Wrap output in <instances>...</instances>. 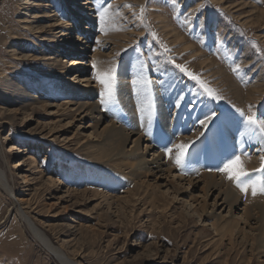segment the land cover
<instances>
[{"label":"rangeland","instance_id":"obj_1","mask_svg":"<svg viewBox=\"0 0 264 264\" xmlns=\"http://www.w3.org/2000/svg\"><path fill=\"white\" fill-rule=\"evenodd\" d=\"M88 1L92 5H86ZM19 4L20 0H0V171L12 192L9 196L0 186V264H61L21 222L16 202L52 247L79 264H264L251 241L221 237L212 221L192 212L195 207L199 213L205 201L211 205L214 195L202 196L203 179L196 182L187 165V170L170 175L147 176L146 187L129 194L132 185L119 183L121 178L91 155L87 143L95 139L88 122L72 115L67 99H53L42 108L33 102L34 96L48 90L56 93L54 87L61 81L79 86L73 77L80 74L102 93L105 88L96 75L114 68L112 99L117 107L116 112H108L116 123H126L118 80L121 71H127L131 102L138 100L137 80L130 70L134 66L136 75L151 83L148 93L154 90L143 95L146 103L153 104L167 71L174 70L176 80H181H174L170 96L188 82L192 95L201 94L211 102L214 119L244 121L242 112L264 120V0H27ZM76 8L88 9L86 15L94 19L108 9L101 20L103 29L94 26L92 32H85L90 39L87 45L70 39L75 52L55 59L51 70L47 64L51 60L42 61L44 54L71 48L65 39L75 37L78 25L84 23L78 20L72 27H58L57 20L65 21V14L73 15ZM48 27L49 33H38ZM97 57L105 59L103 70L91 64ZM69 61L74 62L70 69ZM184 106L202 110L187 95L179 110L165 104L175 122ZM107 110L100 106L99 111ZM190 120L188 115L191 126L199 122L192 125ZM138 128L147 135V126ZM195 135L205 139L208 130ZM174 142L169 138L160 146L171 148ZM220 169L212 170L216 179L240 192ZM258 172L264 180L263 170ZM186 176L193 187L187 188ZM116 181L119 184L113 186ZM174 186L182 192L176 194ZM256 200L264 202V198ZM216 204L221 206V201ZM226 212L221 211L224 219L229 218ZM235 214L243 223L239 212Z\"/></svg>","mask_w":264,"mask_h":264},{"label":"bare ground","instance_id":"obj_2","mask_svg":"<svg viewBox=\"0 0 264 264\" xmlns=\"http://www.w3.org/2000/svg\"><path fill=\"white\" fill-rule=\"evenodd\" d=\"M20 1L21 4L19 5L22 6L27 3V0ZM72 3H75V1ZM86 5H92V3L88 1ZM88 11V9L76 8L73 15L65 14V21H61L62 19L60 18L57 20L58 27L62 24L72 27L78 20H84V23L80 22L81 26L77 24L78 28L76 29L75 37L70 35L71 38L67 37V39H65L64 42L71 48L54 52L55 54L51 52V55L54 57L50 54H44L42 61L51 60L47 63L51 70L55 59L60 60L63 55L66 58L75 52L74 43H68L70 39H74L76 42L85 41V45H87L90 43V39H88L85 32H92L94 26L98 27L100 30L103 29L104 25L101 19H94L92 15H86ZM71 16L73 19H71ZM48 28L38 33H49L51 27ZM61 32L62 30L60 33ZM46 42L51 43V40H47ZM83 51H85V49ZM81 54H83V52H79V55ZM69 62L70 65L68 69L74 64L72 61ZM104 62L105 59L97 57L91 64L95 65L100 71L106 66ZM61 63H63L62 60ZM130 70L134 71V76L137 80L138 100L131 102L132 98L128 92L129 84L128 81L125 82L127 71L122 70L118 80V88L120 89V95L123 100L120 107L122 113L127 117L126 123H116L113 120V115L108 112L112 109L113 113L116 112L117 104L113 102L112 99L114 95L110 99L106 95H102L104 92H97V88L92 86L89 79H82L81 74L73 77V80H77L81 86L61 81L54 87L56 93L48 90L40 97L34 96L33 102L40 105L42 108L46 103L52 102L58 98L67 99V104L73 108V110H69L72 112V115L76 114L78 117L80 116V120L83 124L88 122V128L91 131L90 134L93 135L95 139L87 143V145L90 146L91 155L94 156L97 161L102 162L103 166L108 165V167L113 170L112 172L121 178V182L119 183L125 182L132 185V189L128 191L129 194L132 190L135 191L138 188L142 189L146 187L145 179L147 176H153L163 172L170 175L174 171H179L178 169H184L185 165H187V167L190 168L191 177L195 176L194 179L196 182L203 179L202 196L208 199L214 195L211 205H208L205 201L199 213L194 209L195 207H193L192 212L195 213L198 218L204 216L205 219L212 221V228L221 237L225 235L229 240L235 239L238 241V239H240V241H251V244L255 246V251L256 254L259 255V258L264 257V202H257L256 200L264 198V191H261V188H264V180L262 179V174L260 176L257 171L261 168L262 158H264V136H262L261 130L258 127L247 125L242 118L235 122L228 120L227 117L214 119L211 102L201 94L192 95L191 84L188 82L183 83L181 88L176 90L173 96H170L169 92L173 91L176 86L174 85L175 81L181 80V78L176 80L178 74L174 70L167 71L166 78L161 82L159 87V94L157 95L154 93L157 96L152 100L154 101L153 104H149L151 100L149 103H146V98H143V95L145 92L148 93L147 88L151 83L143 80L141 77L139 78V76L136 75L134 66H131ZM51 74H53V72ZM166 86H168L167 89ZM151 91H149V93ZM186 95L197 101L198 106L202 107V110L190 111L189 107L186 110L184 106L175 122L173 119H170L167 110L168 107L165 108V104H168L169 107L174 105L175 109L179 110L184 103ZM102 98L106 101L103 104L101 103ZM100 106L108 108V110L105 112L99 111ZM24 113H28V110L24 111ZM223 114L225 115L226 113ZM188 115L191 116L190 121L192 125L197 120H199V122L196 123L195 126H191V124L187 123ZM202 121L203 124L201 123ZM227 121L230 122L228 123ZM103 123L106 124L102 127ZM216 125L222 127L223 131L219 132ZM145 126H147L144 130L147 134L146 136L142 135V130L138 128H143ZM203 128L208 130V135H206L205 139L199 140L195 133ZM132 137L134 138L131 142V147L127 149L126 145ZM169 138L175 139L171 148L160 146ZM232 139L234 143L230 144ZM177 145H186V151H188V154L183 156L180 165H177L175 162L179 154L176 148ZM246 148L250 150H246ZM169 149H171V151H169ZM252 150L253 154H250ZM148 156H150L149 159ZM235 156H240L244 169L249 173V176L242 181V186L247 187L249 183H254L257 188L256 195H252L251 187H247V193L242 195V191L237 192L235 189L227 187L221 178H219V180L218 178L216 179L215 173H212V170L222 168L224 163ZM189 176L185 177L187 178V188L193 184ZM176 177L179 176L176 175ZM173 179H175V176ZM119 183L116 181V183L112 185L116 186ZM0 186L5 189L9 196H12V192L5 182L1 171ZM174 190L176 194L182 192L175 186ZM144 191H146L145 188L143 189V192ZM97 192L102 194V191ZM137 192L140 193L139 191ZM190 200L192 201V198H190ZM217 200L221 201V206L216 204ZM189 205L191 207L192 204ZM220 207L222 208L219 212L215 213ZM14 208L21 222L26 224L29 231H31L35 237H39L43 246H45V248L47 247L50 252H53L61 264H79L70 260L59 248L52 247L45 235L38 231L17 202ZM223 209H226V214L229 215L228 219L223 218L221 214ZM235 211H237V214L239 212L240 215H238V219H241L243 223L235 219ZM240 224H242V227ZM245 228H248V230L250 229L249 232L251 234H249ZM249 238L250 240H248Z\"/></svg>","mask_w":264,"mask_h":264},{"label":"snow or ice","instance_id":"obj_3","mask_svg":"<svg viewBox=\"0 0 264 264\" xmlns=\"http://www.w3.org/2000/svg\"><path fill=\"white\" fill-rule=\"evenodd\" d=\"M128 7V5H126ZM144 9L141 8V14L143 13ZM108 12V9H104V11L101 13V20H105L106 13ZM95 68L96 66L93 65ZM181 71H184L183 68H181ZM195 78V77H193ZM97 81L104 85L105 91L102 95H106L110 99L113 96V84L115 80V69H110L106 72H102L96 75ZM208 94L210 96H213L215 98L213 92L211 90L206 89ZM106 101L102 98L101 103H105ZM241 116L244 117V123L247 125L258 127L261 132H264V120H258L255 115L251 116H244V114L241 112ZM203 124V121L201 122ZM178 150V155L176 157V164L180 165L182 162V158L186 152L187 146L186 145H177L176 146ZM171 151V149H169ZM264 170V158H262V164L261 169H258L257 171ZM220 171L227 173V178L230 180H233L237 187L241 188V191H246L247 187H251L252 195H256L257 188L254 183H249L247 187L242 186L243 178L248 176L249 173L244 169L243 162L241 161L240 156H235L233 158H230L226 163H224L223 167L220 169ZM261 191H264V188H261Z\"/></svg>","mask_w":264,"mask_h":264}]
</instances>
